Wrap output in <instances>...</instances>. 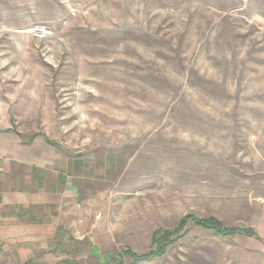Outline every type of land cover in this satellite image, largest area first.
I'll list each match as a JSON object with an SVG mask.
<instances>
[{"label": "rangeland", "instance_id": "1", "mask_svg": "<svg viewBox=\"0 0 264 264\" xmlns=\"http://www.w3.org/2000/svg\"><path fill=\"white\" fill-rule=\"evenodd\" d=\"M1 177L25 264H264V0H0Z\"/></svg>", "mask_w": 264, "mask_h": 264}, {"label": "crops", "instance_id": "2", "mask_svg": "<svg viewBox=\"0 0 264 264\" xmlns=\"http://www.w3.org/2000/svg\"><path fill=\"white\" fill-rule=\"evenodd\" d=\"M6 181L0 178V240L11 264H25L35 256L36 225L43 220L34 211L41 197L33 191L12 192Z\"/></svg>", "mask_w": 264, "mask_h": 264}, {"label": "trees", "instance_id": "3", "mask_svg": "<svg viewBox=\"0 0 264 264\" xmlns=\"http://www.w3.org/2000/svg\"><path fill=\"white\" fill-rule=\"evenodd\" d=\"M251 234H253V233L251 232Z\"/></svg>", "mask_w": 264, "mask_h": 264}]
</instances>
